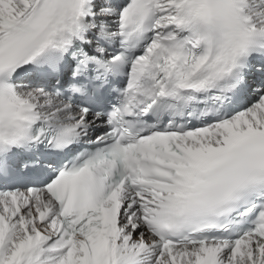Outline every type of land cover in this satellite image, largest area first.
I'll return each mask as SVG.
<instances>
[{"label": "snow or ice", "instance_id": "snow-or-ice-1", "mask_svg": "<svg viewBox=\"0 0 264 264\" xmlns=\"http://www.w3.org/2000/svg\"><path fill=\"white\" fill-rule=\"evenodd\" d=\"M0 264H264V0H0Z\"/></svg>", "mask_w": 264, "mask_h": 264}]
</instances>
